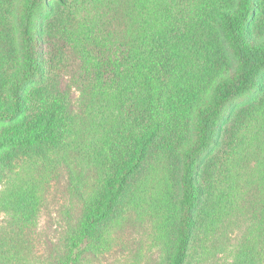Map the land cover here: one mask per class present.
<instances>
[{"label": "trees", "instance_id": "trees-1", "mask_svg": "<svg viewBox=\"0 0 264 264\" xmlns=\"http://www.w3.org/2000/svg\"><path fill=\"white\" fill-rule=\"evenodd\" d=\"M0 48V177L74 137L66 56L86 66L76 79L108 124L87 161L94 188L49 264L95 253L157 166L171 187L160 264H188L220 176L264 160V0H0ZM78 168L72 194L86 178Z\"/></svg>", "mask_w": 264, "mask_h": 264}, {"label": "rangeland", "instance_id": "rangeland-1", "mask_svg": "<svg viewBox=\"0 0 264 264\" xmlns=\"http://www.w3.org/2000/svg\"><path fill=\"white\" fill-rule=\"evenodd\" d=\"M3 59L0 48V67ZM61 67H67L61 72V86L70 91L79 115L76 131L53 153L19 158L0 177V264L54 261L96 183L97 168L87 161L94 159L104 140L107 120L99 107L89 106L91 93L82 92L85 82L76 79L85 72L84 63L71 55ZM78 167L86 168V178L81 193L72 194L69 169L81 171ZM236 168L243 169L239 177H235ZM220 178L214 185L217 197L207 207V220L188 264H264L263 158L238 164ZM170 190L163 169L154 167L120 217L109 225L103 243L82 264H160L166 259L165 200ZM20 206L32 212L17 215Z\"/></svg>", "mask_w": 264, "mask_h": 264}]
</instances>
